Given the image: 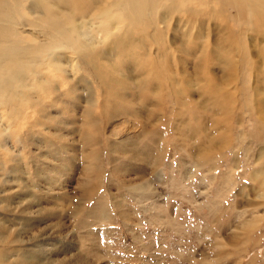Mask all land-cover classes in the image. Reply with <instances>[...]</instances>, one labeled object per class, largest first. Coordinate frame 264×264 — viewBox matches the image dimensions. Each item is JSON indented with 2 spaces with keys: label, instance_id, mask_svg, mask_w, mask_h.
Masks as SVG:
<instances>
[{
  "label": "rangeland",
  "instance_id": "rangeland-1",
  "mask_svg": "<svg viewBox=\"0 0 264 264\" xmlns=\"http://www.w3.org/2000/svg\"><path fill=\"white\" fill-rule=\"evenodd\" d=\"M76 8L110 16L118 51L93 56L103 78L40 67L34 100L0 118V264H264V85L245 71L260 50L156 20L129 31L111 0ZM28 29L48 32L22 44Z\"/></svg>",
  "mask_w": 264,
  "mask_h": 264
},
{
  "label": "bare ground",
  "instance_id": "bare-ground-1",
  "mask_svg": "<svg viewBox=\"0 0 264 264\" xmlns=\"http://www.w3.org/2000/svg\"><path fill=\"white\" fill-rule=\"evenodd\" d=\"M86 1L0 0V118L9 112V118L19 117L24 101L36 97L33 89L36 79L39 83L42 82L39 78L43 74L40 67L59 71L63 65L65 70L74 74L85 65L93 75L104 77L100 68L92 65L93 56L102 55V51H99L102 40L111 45L118 38V33L106 12L99 9L98 14L86 15L76 8ZM111 3L116 10L122 12V21L128 22L129 31L155 20L163 28L183 25L185 30L181 35L187 42L193 43L197 39L196 35L201 34L200 47L207 48L206 38L208 41L211 31L216 29L213 41L217 40V48L221 53H231L233 57L235 53L228 46L237 43L236 37L240 36L247 46V57H251L248 46L260 50V57L255 60L251 57V60L245 61V71L252 69L253 72L250 88L258 87V79L261 77L264 85V0H111ZM95 10V5L89 6V11ZM238 20L240 22L236 23ZM37 23L46 24L48 32L42 34L28 29L29 38L22 44V33H25L27 27H35ZM82 28L94 29L101 35L87 36ZM234 28H237L235 33ZM228 30L232 34L229 35ZM257 38L262 41L258 43ZM111 46L117 50L116 45ZM203 68V62L197 66L200 72ZM237 74V66L232 67L226 79L231 82L237 78ZM212 87L211 83H206L208 91ZM218 98L228 114L231 98ZM256 162L258 167L255 168V173H264V150L258 154ZM257 195L264 198V190ZM255 214L257 216L258 212Z\"/></svg>",
  "mask_w": 264,
  "mask_h": 264
}]
</instances>
